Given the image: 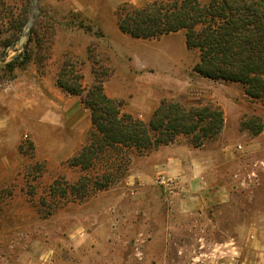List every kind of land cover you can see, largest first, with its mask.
Listing matches in <instances>:
<instances>
[{"label":"rangeland","instance_id":"rangeland-1","mask_svg":"<svg viewBox=\"0 0 264 264\" xmlns=\"http://www.w3.org/2000/svg\"><path fill=\"white\" fill-rule=\"evenodd\" d=\"M151 1L0 0V116L9 114L3 102L13 101L7 92L15 85L25 91L39 80L57 85L61 65L69 57L82 61L85 87V74L90 66L93 73L95 59L96 70L108 69L109 80L115 73L113 51L104 42L118 41L112 33L118 26L116 10L124 2L140 6ZM40 13L42 29L36 35L30 30L20 46L31 16L34 24ZM81 23L104 35L87 32ZM80 47L87 48L86 54H79ZM158 51L168 58L164 50ZM169 55L182 57L177 48ZM25 58L23 65L7 67ZM123 60L132 68L141 67L133 53ZM134 74L132 81H144L135 86L139 104L156 101L152 87L159 85L161 99L221 107L225 120L220 134L200 148L181 136L172 143L182 155L184 174L160 169L145 182L130 179L149 173L152 163L147 158L151 153L131 154L125 176L83 201L50 195L55 179L75 183L81 176L68 165L70 158L58 164L39 160L28 138L22 139L17 154L9 136L1 134L0 264H264V98H249L240 83L227 89L222 85L226 82L205 85L193 77L181 93L174 84L161 87L166 80L156 71L145 80ZM249 119L262 123L259 134L243 125ZM173 166L182 165L178 160ZM197 170L208 179L204 188L191 183L190 174Z\"/></svg>","mask_w":264,"mask_h":264},{"label":"trees","instance_id":"trees-1","mask_svg":"<svg viewBox=\"0 0 264 264\" xmlns=\"http://www.w3.org/2000/svg\"><path fill=\"white\" fill-rule=\"evenodd\" d=\"M25 14L22 22L26 21ZM116 17L120 30L135 38L153 39L185 31L187 47L199 51L194 67L199 75L240 83L249 98H264V0H153L140 6L124 2ZM42 19L40 13L31 35L42 29ZM81 24L87 32L101 34L91 25ZM25 62L26 58L15 59L7 67L13 70ZM98 62H93L94 82L88 88L83 85L82 61L74 57L65 59L56 79L64 92L79 96L90 109L92 128L87 142L67 161L71 168L80 170L81 176L75 183L55 179L50 186L54 198L86 200L127 174L131 154L148 155L180 136L200 148L224 126L221 107L188 104L175 98H162L148 121L124 112L125 101L105 93L108 69L97 71ZM243 125L254 134L263 129L262 123L253 119Z\"/></svg>","mask_w":264,"mask_h":264},{"label":"crops","instance_id":"crops-1","mask_svg":"<svg viewBox=\"0 0 264 264\" xmlns=\"http://www.w3.org/2000/svg\"><path fill=\"white\" fill-rule=\"evenodd\" d=\"M113 29V37L118 41L109 42L108 39H105L104 43L112 48L111 61L115 73L105 81L104 90L110 98L125 101L124 112L139 115L144 119L152 114L162 100L159 95V85H154L152 95L156 97V101L153 103L142 101L143 104H139L135 98V86L142 85L144 81L140 78L132 81V73L141 74L145 80L148 73L156 71L166 80L165 85H160L161 87L174 84L181 93H184L192 85L193 77L205 85H208L209 81H213L199 75L194 70L199 60V53L197 50L187 47L185 31L171 32L159 38L143 39L122 32L118 26ZM176 48L181 51L182 57L177 55L173 58L169 55V51L172 53V50ZM86 49V47H80L79 54H86L84 52ZM158 49L164 50L168 58L163 59ZM131 53L136 56L137 63L141 67L132 68L123 60V58L126 59L127 54ZM85 79L89 86L93 84L94 75L91 66L85 74ZM237 84L233 82L222 85L227 89H232L233 85ZM25 87L26 91L21 90V86L15 85L12 90L7 92L10 98L13 97V101L3 102L9 114L0 116V135L7 134L9 136L8 143L13 146L17 154L22 139L28 138L32 141L35 155L39 160L45 159L53 164H58L62 160L74 156L87 142L92 128L90 109L85 106L79 96L64 92L54 82L46 83L44 80H39L38 84L34 83ZM219 101L224 106L223 100ZM145 110H148L147 113ZM17 120L19 122H14ZM11 122L17 125L11 126ZM174 147V144L159 147L147 156V158H152L149 173L144 171L131 176L130 179H142L145 182L147 177H152L151 173L154 176L160 169L168 173L184 174L185 163L183 164L181 153H175ZM162 156L164 158L160 160ZM178 160L182 166L175 169L173 163ZM196 172L198 174H190L191 183H198L201 188H204L203 183H206L208 179L200 170ZM192 197L199 198L198 195Z\"/></svg>","mask_w":264,"mask_h":264},{"label":"water","instance_id":"water-1","mask_svg":"<svg viewBox=\"0 0 264 264\" xmlns=\"http://www.w3.org/2000/svg\"><path fill=\"white\" fill-rule=\"evenodd\" d=\"M35 2H38V0H34ZM34 18L31 16L30 20L28 21L27 25L25 26L24 33L19 41V45L22 46L24 44V41L27 37V34L30 32L32 25H33Z\"/></svg>","mask_w":264,"mask_h":264},{"label":"built area","instance_id":"built-area-1","mask_svg":"<svg viewBox=\"0 0 264 264\" xmlns=\"http://www.w3.org/2000/svg\"><path fill=\"white\" fill-rule=\"evenodd\" d=\"M160 181H161L162 183H165V182H166V178H165V177H162Z\"/></svg>","mask_w":264,"mask_h":264}]
</instances>
